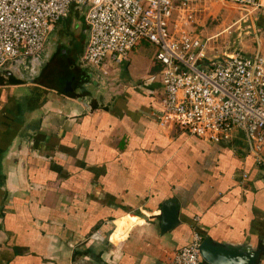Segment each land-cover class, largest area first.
Instances as JSON below:
<instances>
[{
  "label": "crops",
  "instance_id": "obj_1",
  "mask_svg": "<svg viewBox=\"0 0 264 264\" xmlns=\"http://www.w3.org/2000/svg\"><path fill=\"white\" fill-rule=\"evenodd\" d=\"M204 12L201 0L194 28ZM61 21L40 57L0 69V264H164L194 217L204 238L248 245L264 264V162L242 134L207 143L159 127L154 47L140 42L122 63L81 67L83 13ZM255 50L264 55V45L247 53ZM170 197L179 225L162 234Z\"/></svg>",
  "mask_w": 264,
  "mask_h": 264
},
{
  "label": "built area",
  "instance_id": "obj_2",
  "mask_svg": "<svg viewBox=\"0 0 264 264\" xmlns=\"http://www.w3.org/2000/svg\"><path fill=\"white\" fill-rule=\"evenodd\" d=\"M225 1L243 9L264 3ZM200 7L201 0H0V69L40 57L54 26L75 8L87 28L79 66H97L105 59L119 64L138 43L150 44L165 90L154 115L158 126L181 129L207 143L240 132L247 151L264 162V55L238 48L208 58L212 37L194 28ZM198 221L193 218L187 243L164 264H202Z\"/></svg>",
  "mask_w": 264,
  "mask_h": 264
},
{
  "label": "rangeland",
  "instance_id": "obj_3",
  "mask_svg": "<svg viewBox=\"0 0 264 264\" xmlns=\"http://www.w3.org/2000/svg\"><path fill=\"white\" fill-rule=\"evenodd\" d=\"M205 4V12L201 17L203 26L195 28L202 37L213 38L209 41L208 55L224 56L234 49H242L244 51H252L258 44L264 45V27L258 26L260 9H243L237 5L225 0H202ZM68 29L75 30L74 25L76 17L73 14L68 18ZM63 22L60 21L52 29L47 45L51 46L56 37L57 28L62 27ZM70 31L65 32L64 37L60 40L67 43L70 38ZM84 34L78 42H75V48L80 49L83 45ZM259 41V42H258ZM139 46L137 53L139 57L145 56V52ZM148 49H152L149 47ZM51 50V49H50Z\"/></svg>",
  "mask_w": 264,
  "mask_h": 264
},
{
  "label": "water",
  "instance_id": "obj_4",
  "mask_svg": "<svg viewBox=\"0 0 264 264\" xmlns=\"http://www.w3.org/2000/svg\"><path fill=\"white\" fill-rule=\"evenodd\" d=\"M179 225L177 198L170 197L163 202L160 232L172 231ZM202 259L208 264H257L259 255L248 245L230 246L212 237L204 238L201 244Z\"/></svg>",
  "mask_w": 264,
  "mask_h": 264
},
{
  "label": "trees",
  "instance_id": "obj_5",
  "mask_svg": "<svg viewBox=\"0 0 264 264\" xmlns=\"http://www.w3.org/2000/svg\"><path fill=\"white\" fill-rule=\"evenodd\" d=\"M68 15H69V14H68ZM67 17H68V16H67ZM67 17H66V18H67ZM64 19H65V18H64ZM56 54H59V51H57V53H56Z\"/></svg>",
  "mask_w": 264,
  "mask_h": 264
}]
</instances>
